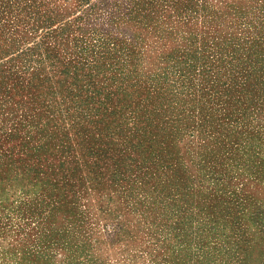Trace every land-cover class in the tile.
Segmentation results:
<instances>
[{"label":"rangeland","instance_id":"1","mask_svg":"<svg viewBox=\"0 0 264 264\" xmlns=\"http://www.w3.org/2000/svg\"><path fill=\"white\" fill-rule=\"evenodd\" d=\"M0 264H264V0H0Z\"/></svg>","mask_w":264,"mask_h":264}]
</instances>
